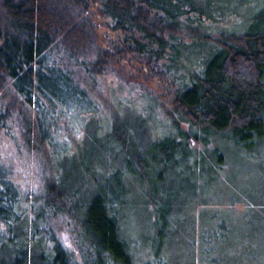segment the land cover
I'll list each match as a JSON object with an SVG mask.
<instances>
[{
  "label": "trees",
  "instance_id": "obj_1",
  "mask_svg": "<svg viewBox=\"0 0 264 264\" xmlns=\"http://www.w3.org/2000/svg\"><path fill=\"white\" fill-rule=\"evenodd\" d=\"M248 2L0 0V90L8 92L0 95V132L12 120L20 147L43 165L39 188L21 194L0 162V264H135L139 246L127 236L123 209L137 177L146 181L154 163L170 168L192 152L219 166V140L247 153L264 148V3L240 26L227 20ZM108 76L136 91L153 121L162 112L176 142L154 144L148 158L139 146L142 116L103 82L97 90ZM111 99L118 113L125 108L118 118L106 108ZM77 113L89 155L79 154L85 141L73 152L54 139L60 120ZM191 139L201 141L203 154ZM61 159L69 178L58 176ZM165 171L157 173L160 183L169 181ZM161 204L139 249L156 256L142 264H165L161 250L177 220L168 196ZM58 217L69 224L60 235L72 232V252L50 229Z\"/></svg>",
  "mask_w": 264,
  "mask_h": 264
},
{
  "label": "rangeland",
  "instance_id": "obj_2",
  "mask_svg": "<svg viewBox=\"0 0 264 264\" xmlns=\"http://www.w3.org/2000/svg\"><path fill=\"white\" fill-rule=\"evenodd\" d=\"M248 1L249 5L238 9L240 13L235 18L227 19L231 23L230 27L240 26L264 3V0ZM137 79L140 81V78ZM101 82L104 89L112 88L111 94H114L116 99L124 100L120 101V104L126 103V110L144 119L146 127L142 131L139 146L143 147L148 158L153 154L154 144L176 142V139L173 140L172 127L163 122L162 116L165 115L161 112L160 117L155 113L154 117L158 120L153 121L149 116H153V113L144 112L146 105L147 107L149 105L147 103L141 105L143 100L136 91L112 76L106 79L99 77L97 90H100ZM3 92L7 91L0 90V95ZM156 92L159 96L157 101L162 102L160 95L163 91ZM102 94L105 99L109 97L105 92ZM106 101L108 103L105 106L112 116L120 117L125 108L120 109L121 113L120 111L118 113L113 106L115 101L111 99L112 105ZM166 101L169 102V99ZM80 117L77 113L75 116H69L66 121L60 120L59 136L54 135L60 146H65L73 152L86 140ZM180 124L182 129H187L186 121H181ZM19 137L17 124L9 121L7 127L0 132V162L11 171L20 193L24 194L26 191H36L39 188L36 168L42 169L43 165L42 159H37V156L33 158L31 153L20 147ZM87 139L92 141L90 136ZM68 141L72 144H68ZM223 141L219 140L213 144V147L218 146L221 150L223 162L219 166L208 164L204 158V148L200 150L201 141L191 139L190 144L198 148L203 156L192 152L186 157L180 156V159L177 157L176 166L172 163L170 168L167 166L163 168L162 163H154L147 172L149 179L145 181L143 177H137L136 186L133 184V190L131 189L125 196L127 205L123 209L125 214L123 224L127 236L139 246L138 248L135 246L131 254L135 264H142L146 257L156 256L150 250L147 252L146 246L143 250L146 253L139 249L145 243L146 236L153 235V221L159 219L157 213L162 211L160 208L164 204L161 202L165 196H168L173 207L172 218L177 220L169 222L173 236L170 237L171 242L166 243L165 249L161 250L165 264H264V148L255 153H247L231 139ZM87 144L85 141L84 145L80 146L79 154L83 152L84 155L90 154L92 146ZM211 147L212 144H209V148ZM60 163L58 176L69 178L73 171H69L64 159H61ZM162 169L166 170L165 176L169 183H160L157 180V173ZM130 180L131 178H126L127 182ZM164 187L165 191H162ZM61 219L58 217L57 220H49V224L52 225L50 229L62 240L64 248L72 252L75 242L70 243L72 240L70 235L73 234L69 232L70 235H60L62 233L60 227H69V224H63ZM174 222L176 224H173Z\"/></svg>",
  "mask_w": 264,
  "mask_h": 264
}]
</instances>
